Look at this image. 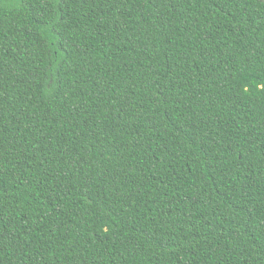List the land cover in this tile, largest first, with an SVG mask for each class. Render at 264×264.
<instances>
[{
  "label": "trees",
  "instance_id": "16d2710c",
  "mask_svg": "<svg viewBox=\"0 0 264 264\" xmlns=\"http://www.w3.org/2000/svg\"><path fill=\"white\" fill-rule=\"evenodd\" d=\"M0 264H264V0H0Z\"/></svg>",
  "mask_w": 264,
  "mask_h": 264
}]
</instances>
